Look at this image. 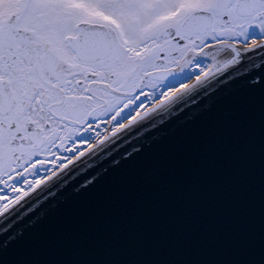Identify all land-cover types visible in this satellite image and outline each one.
Masks as SVG:
<instances>
[{
  "label": "snow or ice",
  "instance_id": "6c2138e0",
  "mask_svg": "<svg viewBox=\"0 0 264 264\" xmlns=\"http://www.w3.org/2000/svg\"><path fill=\"white\" fill-rule=\"evenodd\" d=\"M237 83L264 90V0H0V260L45 201L149 162Z\"/></svg>",
  "mask_w": 264,
  "mask_h": 264
},
{
  "label": "water",
  "instance_id": "95a60500",
  "mask_svg": "<svg viewBox=\"0 0 264 264\" xmlns=\"http://www.w3.org/2000/svg\"><path fill=\"white\" fill-rule=\"evenodd\" d=\"M230 87L149 162L45 201L0 264H264V90Z\"/></svg>",
  "mask_w": 264,
  "mask_h": 264
}]
</instances>
